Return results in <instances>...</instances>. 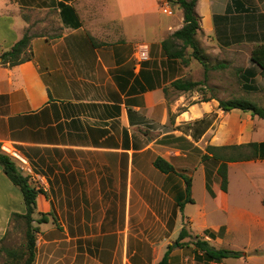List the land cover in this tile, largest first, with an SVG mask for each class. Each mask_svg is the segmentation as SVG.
<instances>
[{"label":"crops","instance_id":"1","mask_svg":"<svg viewBox=\"0 0 264 264\" xmlns=\"http://www.w3.org/2000/svg\"><path fill=\"white\" fill-rule=\"evenodd\" d=\"M254 3L197 0L205 70L181 41L163 49L184 25L174 2L0 0V54L32 35L31 60L0 65V144L46 182L36 205L51 216L38 226L33 264H158L185 223L212 246L245 253L234 260L264 264V158L228 163L226 192L214 182L218 163L202 160L207 146L264 143V120L218 108L235 89L264 108V74L251 61L264 44V0ZM178 80L201 85L181 91L172 86ZM157 158L174 172L155 168ZM196 170L211 215L195 204ZM185 178L193 203L181 210ZM16 188L0 167L6 221L25 213ZM169 264L201 263L192 247L174 245Z\"/></svg>","mask_w":264,"mask_h":264},{"label":"trees","instance_id":"2","mask_svg":"<svg viewBox=\"0 0 264 264\" xmlns=\"http://www.w3.org/2000/svg\"><path fill=\"white\" fill-rule=\"evenodd\" d=\"M168 1L176 3L182 10L184 25L180 30L173 33L171 38L163 42V49L165 53L168 41L179 40L182 42L184 48H192V57L196 59L206 70L207 57L199 48V43L196 38L197 33L200 30V17L195 11L197 0ZM31 39L32 35H29L27 30L22 38L18 40L9 50L0 54V65L14 67L23 62L31 60L33 57L32 51L30 49ZM178 55L179 54L177 53H167L169 58H177ZM251 61L261 68L264 74V44L257 46L252 50ZM199 85H201L199 82H188L182 80L172 83V86L175 89L181 91L193 90ZM218 108L224 112H229L235 109L249 112L252 116L264 120V108L259 107L247 100L230 99L227 101H219ZM205 150L206 153L202 155V160L212 159L218 163L216 174L220 183V188L223 192L227 191L228 186V163L253 160L259 157L264 158V143H250L247 145L231 147L207 146ZM245 151H248V153H243ZM262 152L263 155H261ZM154 166L164 174L174 172L173 166L162 158H157L154 161ZM0 167L8 180L21 192L25 206V213H11V217H18L25 220V250H23L22 253H18L15 250H5L6 257L11 261V263L8 264H12V262L19 264V260L22 261L20 264H33L35 259L36 235L39 233L38 226L40 224L47 223L51 216L50 214L40 213L37 211L36 198L37 195L42 194L43 191L36 189L29 183L28 177L24 176L19 171L15 159L2 150L1 144ZM211 182L210 175L207 173L206 189L208 193L213 196L214 194L211 189ZM186 203H193V199L191 197V181L188 178H185V189L183 196H181L179 199L177 198V204L181 210ZM34 215H37L38 217L35 219ZM34 223L36 226L33 225ZM174 245H176L178 248L192 247L195 261L201 264H219L225 259H238L245 257L244 252L215 248L202 237L190 234L185 223L177 239L173 244L167 247L164 256L158 264H169L170 253Z\"/></svg>","mask_w":264,"mask_h":264},{"label":"rangeland","instance_id":"3","mask_svg":"<svg viewBox=\"0 0 264 264\" xmlns=\"http://www.w3.org/2000/svg\"><path fill=\"white\" fill-rule=\"evenodd\" d=\"M225 0H217L218 3H222ZM232 1H233V5H232ZM237 0H227V3L225 5L228 7L231 6H237V5H241V6H245L246 4L252 3V5H254V0H240V3H236ZM260 2L262 0H259ZM47 19V18H46ZM233 36H236L238 33L236 30H232ZM205 97H203L204 99ZM231 99H241V100H247L250 101L254 104H257L253 97L252 94L248 97L245 98V93L242 91H237L236 89L234 90V92L232 93V98ZM257 106H260L257 104ZM261 107V106H260ZM194 153H192L191 155V159L194 163H197L199 154L197 152V150H193ZM243 153H248V151H245ZM17 167H19L17 165ZM19 171L21 173H26V171H21L19 169ZM234 172V171H233ZM194 176V190H193V197L195 200V204L199 205L201 207L205 208V211L211 215L212 211L214 210V204L212 202V200L210 199V197H207L205 194V190L202 186V179H201V172H199V170H196L193 175ZM29 179V183L35 187V188H40V190L43 191L42 187L39 186L38 182L35 181L33 179V177L28 176ZM216 183H218V178L214 181ZM232 184H233V196H238L239 195V189H240V184L237 180V176L235 174H232ZM46 188V186H45ZM17 191H19L18 188H16ZM20 193V192H19ZM2 201V199H0V202ZM20 207L23 208V201L22 198H20ZM1 204V203H0ZM196 212V206L195 205H187L186 207V213L188 214H193ZM4 214H2L0 212V227L4 230L3 233L2 231L0 232V264H8L11 263V261L6 257L5 255V250H15L18 253H22L23 250H25V245H26V239H25V230H26V223L25 220L22 218H18V217H11V215L8 216L7 221L5 219H3ZM35 219L38 217L37 215H34ZM34 226H36V224H33ZM187 226V224H186ZM38 235V234H37ZM36 235V238H37ZM204 238V237H202ZM175 241H173L172 243H174ZM215 248H218V245H213ZM188 253H190L189 250H186ZM260 259L264 258V254L261 256H259ZM227 264H242L241 261L238 260H234V259H227ZM262 261V260H259ZM22 263L21 260H19V264ZM12 264H17L16 262H12Z\"/></svg>","mask_w":264,"mask_h":264},{"label":"built area","instance_id":"4","mask_svg":"<svg viewBox=\"0 0 264 264\" xmlns=\"http://www.w3.org/2000/svg\"><path fill=\"white\" fill-rule=\"evenodd\" d=\"M161 7H163V11H164L165 13H167V14H171V11H170L169 8H168V3H167L166 1L162 2ZM1 148H2V146H1ZM2 150L5 152L4 149H2ZM6 153H7V152H6ZM12 157H13V156H12ZM13 158H14V157H13ZM18 168H19L21 171H26V172L30 175V177H33V179H34L35 181L38 182L39 186L42 187V189L45 188V186H46V182H45L42 178L37 177V176H34V175L32 174V171L26 166V164H25L24 162H22V165H21L20 167H18ZM36 189H40V188H36Z\"/></svg>","mask_w":264,"mask_h":264}]
</instances>
